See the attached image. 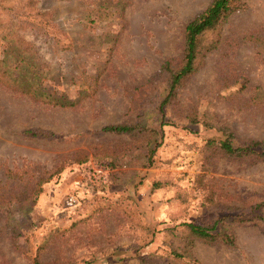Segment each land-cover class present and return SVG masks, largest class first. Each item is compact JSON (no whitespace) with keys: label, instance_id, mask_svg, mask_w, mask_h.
I'll return each mask as SVG.
<instances>
[{"label":"rangeland","instance_id":"obj_1","mask_svg":"<svg viewBox=\"0 0 264 264\" xmlns=\"http://www.w3.org/2000/svg\"><path fill=\"white\" fill-rule=\"evenodd\" d=\"M213 1L0 0L17 79L0 77V264H264V157L208 144L264 142V0L207 32L218 44L159 107ZM122 123L146 129H103ZM223 216L245 220L213 240L184 225Z\"/></svg>","mask_w":264,"mask_h":264},{"label":"trees","instance_id":"obj_2","mask_svg":"<svg viewBox=\"0 0 264 264\" xmlns=\"http://www.w3.org/2000/svg\"><path fill=\"white\" fill-rule=\"evenodd\" d=\"M242 4L240 0H214L212 4L202 12L197 18L190 21L186 26L185 35V50H184V61L179 68H173L170 62L165 63V70L168 73V87L167 93L160 102V111L163 112L164 106L171 103L173 99L177 96L178 88L184 81V79L195 72L199 66L202 64V58L205 56L204 50L210 51L218 44V40H214L203 45V38L207 32L215 30L219 27L228 17L234 13L236 10L240 9ZM205 50V51H206ZM0 77L2 79L8 80L11 84L16 83L17 79L11 76H6L5 71L0 68ZM141 123V122H139ZM162 121V125H165ZM105 131L114 133H135L138 131L145 130L141 124H113L107 125L103 128ZM224 133V137L219 140H210L208 144L210 146L218 147L223 152L229 155L243 156L248 153H256L257 155L264 157V142L258 140H250L240 144L236 143V137L232 131L228 128H218ZM32 136H46L50 137L51 134L45 130H29ZM11 173L12 171L9 170ZM8 172V173H9ZM51 177L47 179H42V182H47ZM40 190L35 193L38 195ZM3 197L0 196V200ZM264 205V203H263ZM15 206L10 202L4 203V209L8 210L11 214ZM247 219H251L248 217ZM240 221L245 220L244 218H231L228 216H223L216 219L211 225L195 224L193 222H184L185 227L190 231L194 237H198L205 240L216 239L217 236L214 233L218 224L223 222L224 225H228L230 221ZM226 242L229 244H234V236L231 232H227L223 235Z\"/></svg>","mask_w":264,"mask_h":264}]
</instances>
